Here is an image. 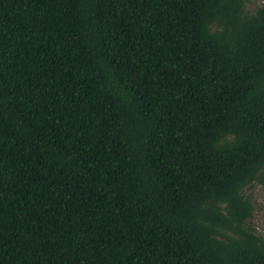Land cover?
<instances>
[{
	"label": "trees",
	"instance_id": "1",
	"mask_svg": "<svg viewBox=\"0 0 264 264\" xmlns=\"http://www.w3.org/2000/svg\"><path fill=\"white\" fill-rule=\"evenodd\" d=\"M0 0V264H264V1Z\"/></svg>",
	"mask_w": 264,
	"mask_h": 264
},
{
	"label": "rangeland",
	"instance_id": "2",
	"mask_svg": "<svg viewBox=\"0 0 264 264\" xmlns=\"http://www.w3.org/2000/svg\"><path fill=\"white\" fill-rule=\"evenodd\" d=\"M263 1L264 0H246L244 4L246 11L252 14ZM250 194L254 204L252 222L257 231L264 236V189L256 185L250 188Z\"/></svg>",
	"mask_w": 264,
	"mask_h": 264
}]
</instances>
